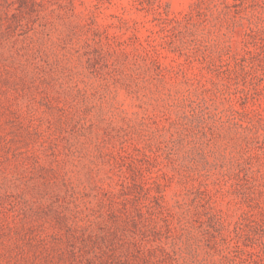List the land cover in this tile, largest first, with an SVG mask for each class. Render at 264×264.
I'll use <instances>...</instances> for the list:
<instances>
[{
    "label": "rangeland",
    "instance_id": "374dc122",
    "mask_svg": "<svg viewBox=\"0 0 264 264\" xmlns=\"http://www.w3.org/2000/svg\"><path fill=\"white\" fill-rule=\"evenodd\" d=\"M0 264H264V0H0Z\"/></svg>",
    "mask_w": 264,
    "mask_h": 264
}]
</instances>
